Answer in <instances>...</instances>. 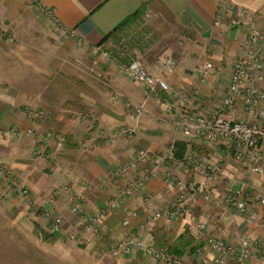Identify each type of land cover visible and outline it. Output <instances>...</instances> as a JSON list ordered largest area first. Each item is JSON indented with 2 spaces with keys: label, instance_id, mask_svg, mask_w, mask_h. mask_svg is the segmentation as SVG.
Wrapping results in <instances>:
<instances>
[{
  "label": "crops",
  "instance_id": "1",
  "mask_svg": "<svg viewBox=\"0 0 264 264\" xmlns=\"http://www.w3.org/2000/svg\"><path fill=\"white\" fill-rule=\"evenodd\" d=\"M37 1L0 0V28L25 27L30 26V20H41L48 32L65 37L70 45L84 52L103 43L124 19L143 9L142 22L151 39H147L148 43L139 52L135 51V55L145 61L151 74H161L166 79L172 93L184 91L187 96L181 106H174L169 92L152 96L143 85L132 81L115 65L102 66L96 62L94 68L106 79L98 82L97 102L91 101L93 110L88 112L89 118L80 116L84 120L73 124L67 111H54L46 106L51 117L44 128L65 135L66 144L57 140L41 141L38 136L23 139L0 136L1 161L22 178L32 190L36 203L43 205L46 195L64 186L71 189L69 193L83 199L89 214L119 201V205L109 210L103 219V234L118 254H106L98 259L102 264H163L142 250L124 252L123 245L132 236L145 244L153 242L156 247L169 248V254L179 260L178 264L197 261L195 250L204 247L208 236L223 237L236 247L244 235L264 242L263 226L248 223L231 210L223 212L220 205L208 203L199 196L189 205L187 213L176 219L163 216L151 230H141L152 210L146 199L154 198V209L170 208L176 200L177 187L169 177H175L189 188L194 182L203 181L199 172L165 166L158 178L149 179L128 196L123 191L141 170L131 171L126 177L111 182L115 181L114 173L129 163L138 151L149 150L152 155H157L177 142H185L186 154H195L220 165L224 174L240 187L264 192V175L252 173L249 166L236 160L227 149L201 138L187 137L176 127L182 112L206 114L222 108L233 66L242 51L248 29L254 27L264 31V0ZM235 7L240 12L233 11ZM47 11L53 17L48 16ZM111 41L117 40L109 38L106 42ZM112 47H115L114 43ZM167 59L173 62L172 71L164 68ZM208 62L213 64L211 76L202 82L200 71ZM259 76L262 78L256 85L264 89V69ZM105 85L108 89L102 87ZM114 93L135 106L146 102V113L137 117L124 102L114 100ZM12 100L17 99L0 92V130L12 125L28 127L26 112L15 108ZM234 113L238 120H248L242 102L236 104ZM119 127L133 129L134 133L120 136L108 144L105 138ZM77 141H84L86 149L75 146ZM104 182L109 184L103 187ZM216 193L220 204L224 205L221 189L218 188ZM55 205L69 220L68 230H77L83 236L85 250L96 249L98 239L84 233L82 222L73 221L67 195L57 197ZM134 212L136 216L132 217ZM126 220H129L128 226L124 225ZM199 223L207 224L201 235L196 234ZM204 254L212 256L208 249ZM251 262L264 264L257 257ZM228 264L236 263L231 259Z\"/></svg>",
  "mask_w": 264,
  "mask_h": 264
},
{
  "label": "built area",
  "instance_id": "2",
  "mask_svg": "<svg viewBox=\"0 0 264 264\" xmlns=\"http://www.w3.org/2000/svg\"><path fill=\"white\" fill-rule=\"evenodd\" d=\"M32 1L33 3L38 2L37 0ZM233 11L240 12V9L235 7ZM47 15L53 17L50 11H47ZM234 23H237L236 20ZM149 37L151 38V36H148V40ZM242 46V51L233 66L229 88L223 100L222 108L206 114L182 112L176 121V127L187 137L201 138L227 149L236 160L249 166L252 173L264 175V89H260L256 85V82L262 78L259 76V72L264 69V31H258L254 27L249 28ZM126 47L127 39L121 38L115 46V50L105 51L102 46L98 45L93 47L92 51L95 55H104L119 71L132 81L143 85L150 95L159 97L160 93L169 92L174 100L173 105L181 106L187 96L186 92L172 93L166 79L161 74H151L138 57L131 58V55L135 54L127 52ZM118 54L124 58L130 57V60L122 61L118 58ZM172 64V60L167 59L164 62V68L172 71ZM212 68L213 64L208 62L201 69L202 82L209 79ZM122 98L120 94H115L114 99ZM238 102L243 103L247 121L238 120L235 116L234 109ZM146 111V102L134 107V114L137 117L144 115ZM35 116L43 118L41 112H36ZM133 133V129L123 128L115 131L110 141L115 142L118 137ZM29 134L30 131L26 133H19L15 130L0 131V136L6 139L14 136H28ZM52 136V133H48L44 137L49 139ZM150 159L151 163L149 164ZM165 166L199 172L203 176V181L194 182L189 188H186L175 177H169L177 187L176 200L170 208L157 210L153 208L154 198L148 197L146 200L152 210L147 221L141 225V230H151L153 224L163 216L176 219L178 216L187 213L189 205L198 196L208 203L220 205L223 212L231 210L235 214L243 216L248 223L264 227V192L240 187L234 179L224 174L220 165L214 164L206 158L195 154H186L183 159H177L174 153V145L157 155H152L149 150L138 151L129 163L114 173L115 181L111 182L126 177L131 171L141 170V174L126 185L123 194L128 196L136 189L141 188L149 179L158 178ZM2 172L4 171L0 170V173ZM8 176H10L13 189L20 197L30 195L29 189L24 186L19 178L11 176L9 172ZM107 184L109 183L104 182L102 186L105 187ZM3 185L0 181V188H3ZM218 188L222 191L221 197L224 205L219 202L220 197L216 193ZM70 203L73 211L80 216L81 222L86 223V228L97 236L103 232V219L106 213L119 205V201L112 202L100 211L89 214L83 199L72 193H70ZM135 216L136 213H132V217ZM52 223L55 231L59 232L63 229L61 219L57 218ZM124 225L128 226L129 220H126ZM206 227V223H199L196 227V234L201 235ZM205 249L212 253L211 257L204 254ZM123 250L126 253L142 250L154 261L163 264H178L179 262L177 258L169 254L167 248L156 247L153 242L145 244L137 240L135 236L124 243ZM111 254L116 256L118 250L112 248ZM194 255L197 261L192 264H228L231 259L235 260L236 264H252V259L256 257L264 263V242L250 235H244L240 238L239 247H236L223 237L208 236L204 247H198Z\"/></svg>",
  "mask_w": 264,
  "mask_h": 264
},
{
  "label": "rangeland",
  "instance_id": "3",
  "mask_svg": "<svg viewBox=\"0 0 264 264\" xmlns=\"http://www.w3.org/2000/svg\"><path fill=\"white\" fill-rule=\"evenodd\" d=\"M139 28L119 33L121 38L127 39L126 49L134 54L148 43V31ZM107 40L100 46L105 51L115 50L113 43L116 46L119 41L109 43ZM91 51L84 52L70 45L65 37L48 32L41 20H30V26L25 27L17 25L6 30L0 28V92L17 99L12 100L11 104L26 112L25 121L28 124L26 129L21 125H12L0 131H30L28 136L8 139L38 136L41 141L57 140L62 145L66 144L68 141L65 135L54 129H45L43 125L46 126L50 120L49 107L54 111H67L71 114L73 124L79 123L84 117L89 118L88 112L93 110L91 101L97 102L95 96L100 88L98 82L106 79L100 74L101 71L94 68L95 63L99 62L102 66L110 63L104 55L98 56ZM135 57L137 58L136 55ZM140 60L147 69L145 61ZM102 87L108 89L106 85ZM115 94L112 95L113 98ZM114 100L124 102L128 109L134 111L135 105L130 101H125L124 98ZM36 112H41L43 118L35 116ZM122 129L119 127L115 131ZM48 133L53 136L46 139L44 136ZM113 133L105 138L108 144L114 143L110 141ZM74 145L86 149L84 141H77ZM0 170L4 171L0 173V181L4 184L0 188V264H102L97 260L111 254L113 246H110L103 232L100 236L94 235L82 221L84 233L92 234L99 242L96 249L87 251L83 236L77 230H68L69 220L57 211L55 205L57 197L61 195H67L70 201L71 189L68 186L54 189L44 197V204L38 205L32 197V190L1 159ZM7 171L29 189L28 197H20L15 192ZM73 215V221L80 223V216L74 211ZM57 218L63 222V229L59 232L52 227V221Z\"/></svg>",
  "mask_w": 264,
  "mask_h": 264
},
{
  "label": "trees",
  "instance_id": "4",
  "mask_svg": "<svg viewBox=\"0 0 264 264\" xmlns=\"http://www.w3.org/2000/svg\"><path fill=\"white\" fill-rule=\"evenodd\" d=\"M143 14H144V10L142 9V10H138L134 14L128 16L114 29V31L110 35H108L106 37L105 40L112 38L115 41L117 40L116 42H118L121 39V36H122L121 34H124L126 30H131V29L136 28V27H140L139 29L145 30L146 25L142 22ZM120 32H121V34H119ZM102 44L103 43H100V45H102ZM127 52L131 53L132 51L127 49ZM130 53H128V54H130ZM118 56H119L118 58L121 59L122 61H129L130 60V57H127L125 59V58L121 57V54H118ZM134 57H135V55L132 54L131 58H134ZM186 152H187V143L177 142L174 144V153H175V157L177 159H183L186 155ZM170 252L173 253V251H171V250H170ZM174 252H176V251H174Z\"/></svg>",
  "mask_w": 264,
  "mask_h": 264
}]
</instances>
